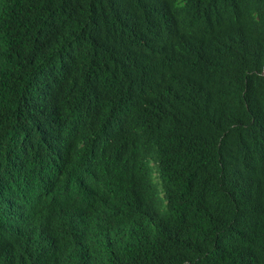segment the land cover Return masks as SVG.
Returning <instances> with one entry per match:
<instances>
[{
    "label": "trees",
    "instance_id": "1",
    "mask_svg": "<svg viewBox=\"0 0 264 264\" xmlns=\"http://www.w3.org/2000/svg\"><path fill=\"white\" fill-rule=\"evenodd\" d=\"M263 72L264 0H0V264H264Z\"/></svg>",
    "mask_w": 264,
    "mask_h": 264
},
{
    "label": "clouds",
    "instance_id": "2",
    "mask_svg": "<svg viewBox=\"0 0 264 264\" xmlns=\"http://www.w3.org/2000/svg\"><path fill=\"white\" fill-rule=\"evenodd\" d=\"M264 74V72H263ZM2 122L0 121V126ZM0 187H3L4 190V198H8L12 196V193L15 188V183L11 177H6L4 174L0 175ZM84 249L82 255H87L86 261L90 263H96V256H95V246L94 241L92 238H89L85 241L83 245ZM26 260V259H23Z\"/></svg>",
    "mask_w": 264,
    "mask_h": 264
}]
</instances>
